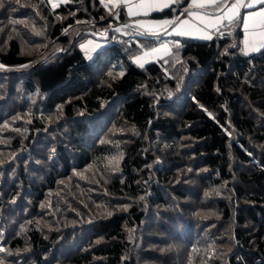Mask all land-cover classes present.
Wrapping results in <instances>:
<instances>
[{"label":"trees","instance_id":"16d2710c","mask_svg":"<svg viewBox=\"0 0 264 264\" xmlns=\"http://www.w3.org/2000/svg\"><path fill=\"white\" fill-rule=\"evenodd\" d=\"M3 4L0 264H264V50L241 24L137 67L167 37L122 6Z\"/></svg>","mask_w":264,"mask_h":264},{"label":"snow or ice","instance_id":"6c2138e0","mask_svg":"<svg viewBox=\"0 0 264 264\" xmlns=\"http://www.w3.org/2000/svg\"><path fill=\"white\" fill-rule=\"evenodd\" d=\"M49 2L52 3L53 9L58 7V4L53 0H49ZM63 2L67 3L68 0H63ZM186 2L187 0H108V4H111L113 9H119L121 6L126 8L131 23H125L123 28L134 29L135 35L157 36L171 33L176 36H196L207 40L211 39L214 33L224 34L225 29L230 34L231 29L239 23L243 25L245 32L244 54L248 55L249 51L264 50V0H191L190 3H187V7L181 9L180 16L186 17L184 19H181L180 16L164 20L134 19L148 17L151 13L164 9L171 10L173 5H181ZM101 3L104 4V0H101ZM108 4H104V6L107 8ZM3 6V0H0V8ZM241 10L249 11L241 14ZM109 14L118 20L120 11H115V13L110 11ZM19 22L14 21V23ZM114 31L124 34L119 27ZM91 43L89 41V44ZM94 47L101 46L97 44ZM162 51H168L166 44L144 51L143 56L135 57L134 63H140L145 57ZM102 54L99 53V55ZM0 251L3 249L0 248Z\"/></svg>","mask_w":264,"mask_h":264},{"label":"rangeland","instance_id":"374dc122","mask_svg":"<svg viewBox=\"0 0 264 264\" xmlns=\"http://www.w3.org/2000/svg\"><path fill=\"white\" fill-rule=\"evenodd\" d=\"M53 2H55V3H57L59 5V4L63 3V0H53ZM50 4L52 6V3H50ZM164 19H167V18H164ZM164 19L162 18V19H158V20H164ZM129 32L132 33V30L129 29ZM84 34H85V37H83L81 39L82 42L78 45V50L82 54H90L92 52H95V51H97L98 49H100L105 44V41L102 40V39H106V38H98L95 35H92L91 32H84ZM96 35H98V34H96ZM107 35H108V32L107 33H104V36L107 37ZM78 36H79V33H77L75 35V38H77ZM164 36L167 37L166 40H163V41L159 42L157 45H154L151 48H153V47L159 48L160 45L166 44L168 46V51L167 52H163L162 51V52L156 53V54H154V55H152L150 57H145L143 60L140 61V63H134L135 57H137V56H143L144 51H147V50H149L151 48L145 49V50L141 51L140 53H138L137 55H135V56H133L131 58L132 63L135 66H137V67H141V64L143 66H145L148 63L157 62L158 60H161L165 56H167V55L175 52L177 50V48L181 45V40L183 39V37L176 39V37H173V36H176V35L171 34V33L165 34ZM186 38H188V37H186ZM190 39L197 40V41H208V40H211V39H207V40L206 39H200V38H197L196 36H190ZM89 41H91L92 43L89 44ZM97 44L100 45L101 47H99V48L94 47Z\"/></svg>","mask_w":264,"mask_h":264},{"label":"crops","instance_id":"0c3cea01","mask_svg":"<svg viewBox=\"0 0 264 264\" xmlns=\"http://www.w3.org/2000/svg\"><path fill=\"white\" fill-rule=\"evenodd\" d=\"M191 2V0H189V2L188 3H190ZM123 7V6H122ZM123 10H124V12H125V14H126V16H127V10H126V8H123ZM165 10V9H164ZM163 11V10H162ZM246 11H249V10H246ZM245 11V12H246ZM157 12H161V11H157ZM157 12H153V13H157ZM152 14V13H151ZM150 14V15H151ZM127 18H128V21L131 23V21H130V19H129V17L127 16ZM167 19H171L172 17H166ZM184 18H186V17H184ZM183 18V19H184ZM134 19H141V20H153V19H151V18H149V16L148 17H136V18H134ZM164 19V18H163ZM241 28H242V33H243V37H242V40H241V50H242V52L244 53V51H243V49H244V43H243V41H244V38H245V32H244V29H243V25L241 24ZM132 33H135V30L134 29H132ZM214 34H216V33H214ZM214 34H212V36H214ZM160 35H162V37L165 35V34H160ZM166 37V36H165ZM173 37H176V39H178V38H186V37H188L189 39H190V37L189 36H173ZM253 52H256V51H249V54L250 53H253ZM166 57V56H165Z\"/></svg>","mask_w":264,"mask_h":264},{"label":"built area","instance_id":"2783aa9c","mask_svg":"<svg viewBox=\"0 0 264 264\" xmlns=\"http://www.w3.org/2000/svg\"><path fill=\"white\" fill-rule=\"evenodd\" d=\"M184 4V3H183ZM183 4H181V5H183ZM181 5H174L175 7H179V6H181ZM181 12V11H180ZM178 16H180V13L178 14ZM180 18L181 19H183L184 18V16H180ZM96 37H98V38H106V36H104V34H98V35H95ZM157 38H161L162 37V35H157L156 36Z\"/></svg>","mask_w":264,"mask_h":264},{"label":"water","instance_id":"95a60500","mask_svg":"<svg viewBox=\"0 0 264 264\" xmlns=\"http://www.w3.org/2000/svg\"><path fill=\"white\" fill-rule=\"evenodd\" d=\"M110 29H114V26H111ZM106 32H108V31H106Z\"/></svg>","mask_w":264,"mask_h":264}]
</instances>
